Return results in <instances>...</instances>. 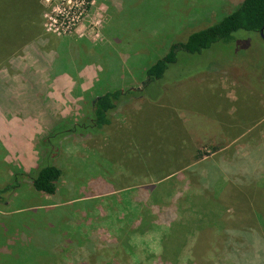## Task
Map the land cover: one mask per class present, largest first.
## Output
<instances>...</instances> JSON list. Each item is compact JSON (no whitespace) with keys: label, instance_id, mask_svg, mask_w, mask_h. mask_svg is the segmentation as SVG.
<instances>
[{"label":"rangeland","instance_id":"374dc122","mask_svg":"<svg viewBox=\"0 0 264 264\" xmlns=\"http://www.w3.org/2000/svg\"><path fill=\"white\" fill-rule=\"evenodd\" d=\"M239 1L85 0L80 11V0H38L37 22L27 21L28 30L37 28L33 37L26 40L25 30L11 44L0 36V70L14 72L10 62L18 60L16 80L0 75L7 121L32 114L26 104L35 89L33 100L44 103L48 89L40 91L22 68L50 47L57 50L54 72L91 62L104 67L95 88L137 85L136 102H144L130 109V127L111 129L117 146L101 145V166L93 165L94 157L84 165L82 157L60 158L54 194L26 189L25 181L0 193V264H219L230 225L264 231L261 35L238 30L200 53L180 50L163 76L142 88L147 67L171 43L217 22ZM64 8L76 16L70 29L54 23ZM43 138L37 139L40 157L58 154L62 139L52 136L47 141L58 148L48 149ZM0 176L2 187L9 178ZM12 178L14 184L18 175ZM67 226L70 253L47 252L42 235L53 232L57 240Z\"/></svg>","mask_w":264,"mask_h":264},{"label":"crops","instance_id":"0c3cea01","mask_svg":"<svg viewBox=\"0 0 264 264\" xmlns=\"http://www.w3.org/2000/svg\"><path fill=\"white\" fill-rule=\"evenodd\" d=\"M112 39H114V37H112ZM71 42L77 43L79 41L74 39L71 40ZM108 43L110 42H107V44ZM98 44L100 46L106 45L105 43ZM89 49L92 50V48ZM54 53V48L51 47L46 49V51H41L37 56L32 57L31 60L28 59L29 61H26L25 64H23L26 66L22 68H26L29 71V75L27 76H29V79L33 80L32 82H34V85L37 83L41 84L42 88L40 91H44L45 87L48 89L44 103L40 104L33 100V96L39 91L38 89H35L31 92V96H29L30 101L32 102L26 104L28 106L27 108H30L32 111L31 115H25L21 118L7 121L0 111V174L5 175L6 179L11 178L14 168L25 172H32L37 167L40 160V150L37 144V139L49 134L58 124L70 125L87 117L91 113L93 98L107 91L115 90L112 88L108 90L107 86L101 89L95 88L104 67L97 66L91 62L74 64L71 69H69V67H62L59 71L54 72L53 64L57 57V50L56 53ZM17 61L12 60L10 62V69L11 67L14 69V66L16 68L14 72L11 73L8 69L4 68L0 70V75L5 78H13V80H16L18 78H15L18 69L16 66L18 63ZM111 71L114 76L115 71H113V69H111ZM50 72L53 73L52 77L50 76ZM196 78L197 77H194L193 79ZM220 85L223 84L221 83ZM179 86H181V84H177L176 87ZM20 87L21 86L16 83V88ZM136 87L140 89V86L138 87L137 85L130 88L123 87L122 89H118H135ZM20 92L21 91L18 92V95ZM136 99L137 98L129 97L120 101L116 109L110 113L111 122L100 128L98 131L80 135L69 134L63 137L60 142V151L53 159L54 164L61 169L62 174L63 167L60 166V158L64 157L69 160L70 158H73L74 160V158L79 159L82 157L81 165H84L86 160L94 157L93 165L101 166L99 163L102 149L101 145L105 143L109 150L112 146H117L116 142L112 141L114 132H111V129H120V125L125 123L128 124L129 127L131 126L133 121L130 118V109L132 108L134 110L136 107L139 109L141 108V105L144 104V102H136ZM156 103L161 105L162 99L156 101ZM72 136L73 138H71ZM74 137H78L77 144H75V141L70 143V140H74ZM92 140L95 142L92 143L93 148L91 147L89 149L85 143L86 141L91 143ZM21 143L27 145L22 148ZM77 153L79 154L77 155ZM107 154L108 155H106L105 158L109 157V152ZM63 160L65 159H61L62 163ZM76 163L78 164V161ZM1 177L2 176H0V180H2ZM24 187L29 189L31 188V184L28 181H25ZM57 191H59V187ZM47 198L48 196H46V199ZM55 204L56 203H52L50 205ZM68 229L69 227L67 226V230ZM64 230V227L61 230H58L59 234L56 235L57 240H54L55 234L53 232H46L43 234L42 236L45 239L42 240V247L44 246L45 250L51 253L59 254V251H62V254L64 251L70 253L69 230L66 232L67 235Z\"/></svg>","mask_w":264,"mask_h":264},{"label":"trees","instance_id":"16d2710c","mask_svg":"<svg viewBox=\"0 0 264 264\" xmlns=\"http://www.w3.org/2000/svg\"><path fill=\"white\" fill-rule=\"evenodd\" d=\"M38 8V0H0V36L4 35L11 44L19 41L24 36L25 30L28 32L26 40L33 37L37 28L33 27L28 30L27 25L30 22L27 21L37 22ZM263 26L264 0L239 1L233 10L217 22L191 32L184 41L171 43L167 52L147 67L146 79L142 83V88L161 78L168 66L177 61L180 50L188 53H200L216 41H230L234 32L238 30L259 34ZM139 91V88L115 89L96 96L92 100L91 113L87 117L70 125L62 124V127L55 128L44 136L41 142H46L52 136L63 139L69 134L80 135L98 131L111 122L110 113L116 109L120 101L129 97H137ZM76 127H81V129L78 130ZM57 143L54 144L55 146H51L49 142L46 146L48 149H56L58 148ZM45 153L41 155L37 167L32 172L18 170L13 173L9 181L2 186L3 188L0 187V193L13 190L28 180L35 190L49 195L54 194L58 189L62 171L54 164L53 159L56 154ZM16 175L18 178H15L13 184L12 177H16ZM230 227L226 228L228 230H226L227 234L223 239L222 248L216 254V260H221L219 264H264V231L254 228L245 232L243 231L245 227H240V223L230 225Z\"/></svg>","mask_w":264,"mask_h":264},{"label":"built area","instance_id":"2783aa9c","mask_svg":"<svg viewBox=\"0 0 264 264\" xmlns=\"http://www.w3.org/2000/svg\"><path fill=\"white\" fill-rule=\"evenodd\" d=\"M87 1V0H86ZM85 0H80L79 2V8L80 11H83L85 9ZM67 8H69V6H66ZM78 9H77V13L78 14ZM69 11H67L65 8L64 10H60L57 14L54 15V23L58 25H60V27H63L65 29H70V27L74 24V17L76 19L75 15H69ZM80 13V12H79ZM45 28V26H44Z\"/></svg>","mask_w":264,"mask_h":264},{"label":"water","instance_id":"95a60500","mask_svg":"<svg viewBox=\"0 0 264 264\" xmlns=\"http://www.w3.org/2000/svg\"><path fill=\"white\" fill-rule=\"evenodd\" d=\"M259 34L264 39V26L260 29Z\"/></svg>","mask_w":264,"mask_h":264}]
</instances>
